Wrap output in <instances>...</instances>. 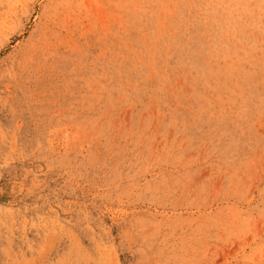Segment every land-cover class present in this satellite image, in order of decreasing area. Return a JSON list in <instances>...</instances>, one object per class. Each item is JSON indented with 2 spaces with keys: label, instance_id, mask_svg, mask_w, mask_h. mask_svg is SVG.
<instances>
[{
  "label": "rangeland",
  "instance_id": "rangeland-1",
  "mask_svg": "<svg viewBox=\"0 0 264 264\" xmlns=\"http://www.w3.org/2000/svg\"><path fill=\"white\" fill-rule=\"evenodd\" d=\"M0 264H264V0H0Z\"/></svg>",
  "mask_w": 264,
  "mask_h": 264
}]
</instances>
